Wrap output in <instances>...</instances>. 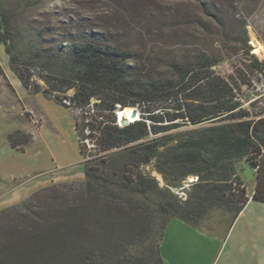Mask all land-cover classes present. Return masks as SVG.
<instances>
[{
	"label": "trees",
	"instance_id": "obj_1",
	"mask_svg": "<svg viewBox=\"0 0 264 264\" xmlns=\"http://www.w3.org/2000/svg\"><path fill=\"white\" fill-rule=\"evenodd\" d=\"M122 24L124 31L108 26L105 32L90 28L57 34L52 28L51 47L42 40L41 31L34 35L16 28L0 1V44L11 71L28 93L43 94L82 112L84 123L78 122L76 128L82 135L89 130L87 137L97 139L109 154L91 155L84 165L86 181L78 183L81 195L102 205L103 213L117 212L88 215L84 200L74 203L64 221H35L41 216L20 211L19 216L34 220L16 228L1 244L0 264H165L160 244L172 219L201 229L209 214L224 211L232 215L225 234L231 230L250 200L241 175L244 161L256 171L252 199L264 203V106L260 107L264 102L256 98L250 103L253 111L245 107L250 97L240 94L244 87H253L247 70L236 67L223 76L215 71L222 58L196 48L172 63V74L155 76L134 64L137 55L142 59L146 54L147 43L141 42L143 53L135 55L128 39L154 31L131 21ZM248 42L246 31L240 40L250 58L246 66L264 77V60L252 54ZM125 108H136L140 118L120 125L117 112ZM187 125L197 128L181 130ZM14 136L10 140L16 148ZM26 138L28 143L33 136ZM149 166L162 176L163 186L145 171ZM194 177L196 181L189 182ZM118 184L140 197L131 203L140 214L120 215L123 207L117 202L122 197L113 188ZM52 189L56 186L0 213L27 210L31 214L30 201ZM176 191L185 196L178 197ZM154 195L164 216L160 227L152 213ZM90 239L93 243L88 247ZM147 241V253L129 254L131 246Z\"/></svg>",
	"mask_w": 264,
	"mask_h": 264
},
{
	"label": "rangeland",
	"instance_id": "obj_2",
	"mask_svg": "<svg viewBox=\"0 0 264 264\" xmlns=\"http://www.w3.org/2000/svg\"><path fill=\"white\" fill-rule=\"evenodd\" d=\"M0 1L6 13L13 17L16 28L27 30L26 32H32L34 35L41 31L42 40L51 47L54 46L50 34L52 32H49L52 28L57 34L90 28L105 32L108 26L123 28L122 23L125 20L131 21L132 25L137 27H150L155 33L142 31L141 37L132 35L133 37L128 39L134 44L135 55H142L140 43H147L146 54H143L142 59L137 55L139 59L135 60L134 64L144 71H151L155 76L162 73L172 74V63L176 59L185 58L193 49H209L222 58L215 68L217 73L227 77L236 67L247 70L253 87L252 90L250 87H244L240 94L244 98L250 97L246 99L245 107L253 111L251 102L247 104L250 99L259 98L264 102V77L247 68L250 58L245 55L240 44L247 31L249 41L254 40V46L248 42L252 51L258 44L264 48V0ZM160 28H163L162 33L158 32ZM124 30L125 28L122 31ZM110 31L115 33L112 27ZM126 32L120 34L128 35L129 30ZM149 49L152 51H148ZM255 55L264 60V53ZM263 106V103H260V107ZM93 112L94 110L90 111ZM78 122L84 123V115L78 109L65 107L43 94H30L25 90L11 71L5 48L0 44V206H4L0 212L23 205L38 191L56 186V189L46 191L30 201V211L34 212L33 214H29L27 210L0 213V249L1 244L16 228L31 225L34 220L19 216L22 215L20 211L23 215H40L41 218L35 221H64L63 215L70 214L74 203L84 200V205L89 210L88 215H117L116 211L103 213L102 205L92 204L88 197L81 195L82 187L78 183L86 181L84 165L93 158L91 155L100 158L109 152L101 150L97 139H90V148L85 146L81 153L79 137L83 135L76 128ZM195 128L197 127L187 125L181 130ZM30 134L33 139L27 143L26 137ZM11 135L16 136V148L10 140ZM240 166L248 194H251L256 185V172L246 161ZM145 171L155 177L160 186L164 185L162 176L152 166L146 167ZM193 181H196L195 177ZM21 184L25 188L22 196H25L26 192L28 196L17 204L7 206L21 198L18 195L9 199L7 195L10 190ZM113 188L122 197L117 202L123 207L120 215L141 213L131 205L140 197L126 192L120 185H113ZM175 194H178V197L185 196L183 191H176ZM158 199L157 195L152 198V213L156 215V226L160 227L164 216L155 204ZM260 207L250 206L245 215L239 216L226 242L225 232L232 217L227 212L213 211L202 222L200 230L220 244L232 246L235 243H260L264 246V209ZM92 220L95 222V219ZM259 229L262 230L261 235L258 233ZM91 240L87 242L88 247L93 243ZM100 241V236L95 238L97 245H100ZM203 243L206 246L205 251L199 255L198 262L192 264H207L217 247L216 242L212 240L205 239ZM147 247L149 241L133 245L129 248V254L147 253ZM224 261L220 260L217 264H224Z\"/></svg>",
	"mask_w": 264,
	"mask_h": 264
},
{
	"label": "crops",
	"instance_id": "obj_3",
	"mask_svg": "<svg viewBox=\"0 0 264 264\" xmlns=\"http://www.w3.org/2000/svg\"><path fill=\"white\" fill-rule=\"evenodd\" d=\"M23 189L25 188L21 184L20 186L8 192L7 195L9 199L18 195L19 197L21 196V198L10 202V204L7 206H10L11 204H17L28 196L27 192L25 193V196H22L24 192ZM253 192L254 190L251 194H249L250 200L240 215H245L250 206H256L257 208H261L260 206H262L264 209V203L252 199ZM3 207L4 206H0V209ZM230 232L231 230L225 234V242L229 237ZM261 232L262 230L259 229V235H261ZM212 237L217 236L212 235ZM205 239L212 240L217 244V247L213 251L212 257L207 264H217L220 262V260L222 262L225 260L224 264H264V246L260 243H235L232 246H229V244L226 245L225 243L220 244L215 238H211L204 231L197 229L194 226L177 218L172 219L164 230L163 239L160 244V254L164 260V263L192 264L194 262H198L197 260L199 259V255L205 251L206 246H204L203 243Z\"/></svg>",
	"mask_w": 264,
	"mask_h": 264
},
{
	"label": "bare ground",
	"instance_id": "obj_4",
	"mask_svg": "<svg viewBox=\"0 0 264 264\" xmlns=\"http://www.w3.org/2000/svg\"><path fill=\"white\" fill-rule=\"evenodd\" d=\"M254 53L255 54H258V55H263V53H264V48L261 46V45H257L256 47H255V50H254ZM132 112H133V110L131 109H127V108H125V109H120L119 111H118V113H119V120L120 121H122L123 119H124V117H129L130 119H131V114H132ZM139 119V118H138ZM132 121H135V119H133V120H131L130 122H132Z\"/></svg>",
	"mask_w": 264,
	"mask_h": 264
},
{
	"label": "built area",
	"instance_id": "obj_5",
	"mask_svg": "<svg viewBox=\"0 0 264 264\" xmlns=\"http://www.w3.org/2000/svg\"><path fill=\"white\" fill-rule=\"evenodd\" d=\"M254 39H255V38H254ZM249 42L254 46V40H253V39H252L251 41H249ZM254 50H255V49H254ZM254 50L252 51V54H255V53H254ZM252 100H253V99H250V100L247 102V104H249L250 102H252ZM119 124L122 125L120 120H119ZM89 133H90L89 130H85L83 137L79 138V139H80V146H81L82 148H84L85 146H87L88 148H90V139H91V138L87 137ZM87 157H89V156H87ZM193 180H194V178H193V179H190L189 182H192Z\"/></svg>",
	"mask_w": 264,
	"mask_h": 264
},
{
	"label": "water",
	"instance_id": "obj_6",
	"mask_svg": "<svg viewBox=\"0 0 264 264\" xmlns=\"http://www.w3.org/2000/svg\"><path fill=\"white\" fill-rule=\"evenodd\" d=\"M118 118H119V113L117 112ZM140 118V113L137 111L136 108H133V112L131 114V119L129 117H124V119L121 121L122 125H128L131 120L135 119L138 120Z\"/></svg>",
	"mask_w": 264,
	"mask_h": 264
},
{
	"label": "clouds",
	"instance_id": "obj_7",
	"mask_svg": "<svg viewBox=\"0 0 264 264\" xmlns=\"http://www.w3.org/2000/svg\"><path fill=\"white\" fill-rule=\"evenodd\" d=\"M119 121V120H118Z\"/></svg>",
	"mask_w": 264,
	"mask_h": 264
}]
</instances>
